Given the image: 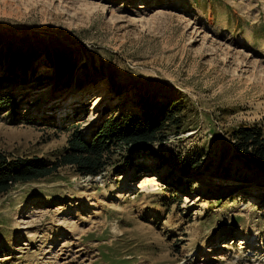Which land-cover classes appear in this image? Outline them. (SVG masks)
Segmentation results:
<instances>
[{"label":"rangeland","instance_id":"374dc122","mask_svg":"<svg viewBox=\"0 0 264 264\" xmlns=\"http://www.w3.org/2000/svg\"><path fill=\"white\" fill-rule=\"evenodd\" d=\"M29 43L0 103L1 152L50 163L74 126L90 138L142 94L182 97L185 129L94 177L61 166L16 183L0 196V264H264V184L244 183L264 168L229 134L264 117V0H0V76L7 46ZM61 47L73 67L58 78L45 52Z\"/></svg>","mask_w":264,"mask_h":264},{"label":"trees","instance_id":"16d2710c","mask_svg":"<svg viewBox=\"0 0 264 264\" xmlns=\"http://www.w3.org/2000/svg\"><path fill=\"white\" fill-rule=\"evenodd\" d=\"M23 44H26L22 41ZM2 50V49H1ZM7 74L0 76V103L7 99L15 101L12 89L6 92L11 83L21 81L12 77L17 68L26 70L30 66L35 48L29 43L21 48L7 46L5 49ZM46 55L56 77L64 76L73 67V51L70 48L47 49ZM182 97L167 95L162 99L140 95V112L126 113L121 110L115 115L103 118L85 138L74 126L66 139L64 151L50 163L38 156H10L0 151V196L19 182L41 179L56 172L61 166L72 167L78 175L97 176L117 162L116 157L139 143L162 144L169 135L184 131V103ZM230 139L234 150L248 163L264 168V117L252 124L240 123L233 127ZM198 153L188 154L182 161L184 173L197 168L201 162Z\"/></svg>","mask_w":264,"mask_h":264},{"label":"bare ground","instance_id":"6f19581e","mask_svg":"<svg viewBox=\"0 0 264 264\" xmlns=\"http://www.w3.org/2000/svg\"><path fill=\"white\" fill-rule=\"evenodd\" d=\"M27 85V84H26ZM17 89H19V88H25L26 86H23V84H19L18 86H15ZM103 87V86H102ZM97 89V93L98 92H100V91H102L100 88H96ZM52 91H53V89H48V94H50V93H52ZM69 94H71V92L70 91H66V96H64V100L68 97V95ZM108 95V94H107ZM97 96H95V98H96ZM105 97H107V96H105ZM98 99V98H97ZM99 101V100H98ZM96 102H97V100H96ZM62 109V108H61ZM59 117H60V115H59ZM143 181H142V183L143 184H145L146 182L148 183V182H152L154 179H155V176L153 175V174H144L143 175ZM158 181V180H157ZM158 183V182H157ZM245 183V186L246 187H250L252 184H255V185H257V186H259L260 184H264V180L262 179V178H260V177H258V178H256L255 180H250V181H247V182H244ZM241 243H244V242H246V240H247V236H242L241 237Z\"/></svg>","mask_w":264,"mask_h":264}]
</instances>
